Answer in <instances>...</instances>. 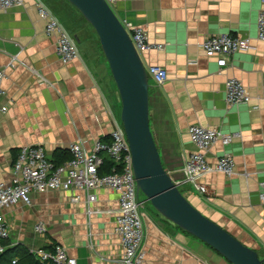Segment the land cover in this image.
I'll use <instances>...</instances> for the list:
<instances>
[{
  "label": "crops",
  "instance_id": "0c3cea01",
  "mask_svg": "<svg viewBox=\"0 0 264 264\" xmlns=\"http://www.w3.org/2000/svg\"><path fill=\"white\" fill-rule=\"evenodd\" d=\"M261 8L262 0H117L113 4L122 22L142 26L151 42L163 45V49L143 52L142 57L147 69L158 65L168 75L162 84L150 75V124L164 167L183 183L180 187L199 210L264 257L260 197L264 41L257 37ZM70 31L82 57L64 63L57 53V37L47 33L35 0L0 10V69L6 71L1 101L8 106L0 121V181L14 182V163L24 145L42 144L48 156L55 158L57 151L68 150L73 143L90 151L97 139H112L113 115L121 116L122 102L109 63L104 52L85 40L83 29ZM216 33L251 37L252 47L209 56L201 43ZM230 77L248 87L249 103H227ZM194 124L237 134L226 146L215 143L207 156L215 164L224 152L232 153L234 175L207 173L202 178L204 193L184 183L182 170L197 149L189 135ZM91 194L97 199L88 203ZM77 195L81 199L75 202ZM118 208L119 194L109 187L32 191L31 203L20 201L3 208L11 231L7 241L22 253L61 244L78 264H122L124 250L115 232ZM142 215L143 264H231L164 218L150 201L145 200ZM40 223L46 232L36 231Z\"/></svg>",
  "mask_w": 264,
  "mask_h": 264
},
{
  "label": "built area",
  "instance_id": "2783aa9c",
  "mask_svg": "<svg viewBox=\"0 0 264 264\" xmlns=\"http://www.w3.org/2000/svg\"><path fill=\"white\" fill-rule=\"evenodd\" d=\"M113 7L117 0H107ZM24 0H0V10L22 5ZM39 17L46 22V31L57 37V53L64 63L80 59L81 50L77 39L63 23L61 18L44 1L35 0ZM124 26L130 32L136 48L142 54L152 49H163V45L150 41L148 32L140 25L126 21ZM257 37L264 41V0L258 15ZM207 55H231L237 51L247 50L251 45V37H240L232 33H216L208 35L201 43ZM149 74L157 83L162 84L167 79V71L161 66L151 65ZM6 77L5 69H0V121L7 113L8 106L3 104L2 82ZM226 101L228 104H244L251 101L248 87L238 78L230 77L226 81ZM115 128L112 139L106 142L97 139L89 151L81 143H73L70 147L71 157L65 162L56 164L47 154L42 144H30L21 147L14 163L16 179L12 183L0 181V252L6 250L5 241L10 238L11 231L3 215V208L20 201L31 203L32 191L50 189L71 190L73 188L91 191L96 188L109 187L119 194V208L115 220V232L121 238L123 246L122 264H143L145 253V223L142 215L145 199L138 194L137 183L133 169V156L125 127L120 115H113ZM191 140L197 146L187 158L182 170L189 183L197 191L206 192L202 182L207 173L220 171L231 177L235 173V158L232 153L224 152L215 164L208 161L211 147L220 141L224 146L231 143L234 133H224L215 127L194 124L189 127ZM113 161L109 173H101L105 156ZM181 183L180 181H177ZM183 184V183H181ZM261 201L264 203V181L261 183ZM184 192V191H183ZM185 193V192H184ZM75 202L80 201L79 195ZM96 195L87 198L88 203L96 201ZM43 223L36 226L38 233L46 232ZM42 261L53 260L57 264H78L77 259L69 255L65 246L56 244L51 250L40 249L36 252ZM17 260L14 259L13 262Z\"/></svg>",
  "mask_w": 264,
  "mask_h": 264
},
{
  "label": "water",
  "instance_id": "95a60500",
  "mask_svg": "<svg viewBox=\"0 0 264 264\" xmlns=\"http://www.w3.org/2000/svg\"><path fill=\"white\" fill-rule=\"evenodd\" d=\"M95 29L118 88L138 194L166 219L231 264H264V257L206 216L163 165L150 124V74L128 29L107 0H68Z\"/></svg>",
  "mask_w": 264,
  "mask_h": 264
},
{
  "label": "trees",
  "instance_id": "16d2710c",
  "mask_svg": "<svg viewBox=\"0 0 264 264\" xmlns=\"http://www.w3.org/2000/svg\"><path fill=\"white\" fill-rule=\"evenodd\" d=\"M44 1L61 18V20L69 30H72L73 33H79L82 31L83 22L81 19L77 17L76 14H80L82 17L83 15L68 0H64L65 3H61L59 2V0H44ZM70 157H71V153L70 150L68 149V150L57 151L55 158H51V159L56 164H60L65 162ZM112 166H113V161L109 158L108 155L105 156V162L101 168V173L104 174L111 172ZM5 245H6V250L4 252H0V264H57L53 260L42 261L38 258L36 253L33 252H29V251H24L23 253L19 252L15 247L11 246L9 241H5ZM14 259H16L17 261L13 262Z\"/></svg>",
  "mask_w": 264,
  "mask_h": 264
},
{
  "label": "rangeland",
  "instance_id": "374dc122",
  "mask_svg": "<svg viewBox=\"0 0 264 264\" xmlns=\"http://www.w3.org/2000/svg\"><path fill=\"white\" fill-rule=\"evenodd\" d=\"M61 15V14H60ZM77 15V17L79 18V19H81L82 20V22H83V26H82V29L84 30V32L87 34L84 38H85V40L86 41H89V42H92V45H93V47H95L96 46V48L98 49V51H99V53H103V50H102V48H101V44H100V40H99V37H98V35H97V33H96V31L94 30V28L91 26V24L88 22V21H86L80 14H76ZM62 16V15H61ZM63 17V16H62ZM84 20H83V19ZM101 51V52H100ZM104 54V53H103ZM191 139V138H190ZM181 190L183 191L184 190V188L183 187H181ZM141 195V197H144V194L143 193H141L140 194Z\"/></svg>",
  "mask_w": 264,
  "mask_h": 264
}]
</instances>
